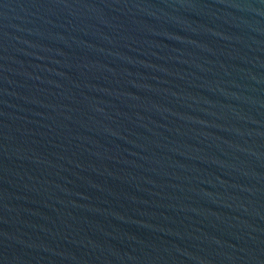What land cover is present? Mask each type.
<instances>
[{"label":"water","instance_id":"1","mask_svg":"<svg viewBox=\"0 0 264 264\" xmlns=\"http://www.w3.org/2000/svg\"><path fill=\"white\" fill-rule=\"evenodd\" d=\"M0 264H264V0H0Z\"/></svg>","mask_w":264,"mask_h":264}]
</instances>
